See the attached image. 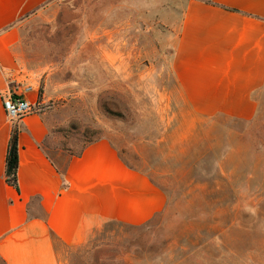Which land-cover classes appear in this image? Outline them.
<instances>
[{"label": "rangeland", "instance_id": "374dc122", "mask_svg": "<svg viewBox=\"0 0 264 264\" xmlns=\"http://www.w3.org/2000/svg\"><path fill=\"white\" fill-rule=\"evenodd\" d=\"M172 0H51L20 22L50 154L111 141L167 197L149 224L103 226L67 264H264V91L251 122L200 118L170 70ZM172 4V3H171Z\"/></svg>", "mask_w": 264, "mask_h": 264}, {"label": "crops", "instance_id": "0c3cea01", "mask_svg": "<svg viewBox=\"0 0 264 264\" xmlns=\"http://www.w3.org/2000/svg\"><path fill=\"white\" fill-rule=\"evenodd\" d=\"M172 3V4H171ZM162 10L172 41L170 70L182 105L200 118L251 122L264 91V0H172ZM51 0H0V264H67L103 226L149 224L167 197L102 139L78 155L50 154L44 115L21 120L18 192L5 179L14 122L3 101L29 84L20 65L23 18ZM39 102L38 92L24 94Z\"/></svg>", "mask_w": 264, "mask_h": 264}, {"label": "built area", "instance_id": "2783aa9c", "mask_svg": "<svg viewBox=\"0 0 264 264\" xmlns=\"http://www.w3.org/2000/svg\"><path fill=\"white\" fill-rule=\"evenodd\" d=\"M33 86H26L21 92L22 95L10 93L3 101L4 109L9 120L15 122L23 120L31 114L38 113V102L33 103L29 99H25L24 94L34 92Z\"/></svg>", "mask_w": 264, "mask_h": 264}, {"label": "trees", "instance_id": "16d2710c", "mask_svg": "<svg viewBox=\"0 0 264 264\" xmlns=\"http://www.w3.org/2000/svg\"><path fill=\"white\" fill-rule=\"evenodd\" d=\"M20 123H21V120H18V121H15L13 124L11 140H10L8 151H7L6 172H5V179H6L7 184L15 188L18 192H20L19 182H18V170H19V165H20V160H19V152H20L19 137L21 134Z\"/></svg>", "mask_w": 264, "mask_h": 264}]
</instances>
